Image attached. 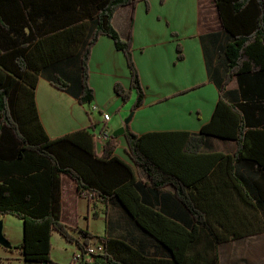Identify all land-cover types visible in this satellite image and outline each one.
<instances>
[{
	"label": "trees",
	"instance_id": "trees-1",
	"mask_svg": "<svg viewBox=\"0 0 264 264\" xmlns=\"http://www.w3.org/2000/svg\"><path fill=\"white\" fill-rule=\"evenodd\" d=\"M136 1L0 0V217L11 214L21 220L22 241L16 248L27 263L62 264L50 254L54 230L78 247L80 264L150 262L130 244L105 235L97 237L102 251L89 253L92 233L78 229L79 236H75L60 219L61 175L66 174L75 182L77 193L92 206L95 202L120 204L139 229L168 251L175 264H208L206 254L213 252L215 243L241 236L252 226L231 222L240 210L215 199L227 198L228 192L192 190L178 170L171 168L179 165L180 147L192 157L189 154L209 146L211 136L233 139L235 151L232 155L207 153L200 168L223 165L240 200L264 214V128L248 127L259 121L252 115L253 107L264 111V0H214L222 30L228 36L223 47L225 73L212 117L198 133L137 134L129 129L123 133L127 155L147 174L152 193L172 185L176 198L192 215L189 227L148 204L132 165L115 154L117 136H108L98 154L93 124L90 129L56 138L46 135L34 99L38 74L41 70L50 72L54 86L79 103H90L94 95L88 84L87 61L101 34L109 36L124 53L130 72L129 88L116 82L114 91L124 102L135 93L131 109L142 105L144 89L130 37L123 39L112 24L120 6ZM233 76L239 81L244 102L232 103L222 95ZM246 172L257 176H247ZM216 215L224 221L211 223L210 217ZM262 226L256 225L258 229ZM228 227L231 233H224L222 229Z\"/></svg>",
	"mask_w": 264,
	"mask_h": 264
},
{
	"label": "crops",
	"instance_id": "crops-1",
	"mask_svg": "<svg viewBox=\"0 0 264 264\" xmlns=\"http://www.w3.org/2000/svg\"><path fill=\"white\" fill-rule=\"evenodd\" d=\"M112 24L123 39L130 37L132 57L144 89L142 105L131 109L135 93L124 102L114 91L116 82L129 88L130 72L124 53L115 47L109 36L101 34L92 44L87 61L88 84L94 95L90 103H79L73 95L54 86L49 80L50 72L41 70L38 74L34 99L46 135L56 138L77 129H90L93 124L95 148L100 154L104 140L122 126L137 134L198 133L212 117L225 73L223 47L228 36L222 30L214 0H137L134 4L120 6L113 15ZM77 69L75 62L74 72ZM222 95L232 103L246 100L236 76L228 82ZM256 108L253 107L252 115L259 121L248 127L264 128V111ZM103 112L110 115L108 121L103 120ZM117 141L115 154L132 165L136 181L148 195V204L175 223L189 227L193 223L192 215L176 198L174 187L168 184L159 189L158 194H153L147 174L134 166L127 155L124 135L117 136ZM235 148L233 139L211 136L209 146L189 154L192 157L180 147L179 165L171 168L178 170L192 190L228 192L227 198L216 196L215 199L240 210V214L230 218L233 219L231 222L264 225V214L240 200L228 182L223 165L215 164L209 170L200 168L205 154L232 155ZM246 175L257 176L253 172L250 175L246 172ZM60 185V219L73 235L79 236L78 229H87L93 235L91 242L105 235L138 249L148 257L149 264H175L168 251L139 229L120 204L95 202L92 206L86 197L77 193L75 182L66 174L61 175ZM10 216L14 215L0 217L2 232L10 242L9 247L0 244V264H38L23 260L16 248L22 241V233L18 236L6 225V218ZM223 221L217 215L210 217L211 223ZM242 233L215 243L213 252L209 250L206 254L207 263L264 264V226L259 229L248 226ZM68 244L69 251L65 248ZM51 246V258L62 264H68L79 252L74 243L66 241L55 230L51 235Z\"/></svg>",
	"mask_w": 264,
	"mask_h": 264
},
{
	"label": "rangeland",
	"instance_id": "rangeland-1",
	"mask_svg": "<svg viewBox=\"0 0 264 264\" xmlns=\"http://www.w3.org/2000/svg\"><path fill=\"white\" fill-rule=\"evenodd\" d=\"M24 111H25V114H27V110L25 109L24 107ZM6 225L10 227V229L12 230V232L15 234H17L18 236L22 233V222L19 218H17L16 216H10L8 218H6ZM256 225H252L251 227H255ZM222 231L224 233L226 232H229L231 233V228H225V229H222ZM100 244L99 240L95 239V240H92V242H90V246L92 248H95L96 245ZM69 247H70V244H68L67 246H65V248L69 251Z\"/></svg>",
	"mask_w": 264,
	"mask_h": 264
},
{
	"label": "built area",
	"instance_id": "built-area-1",
	"mask_svg": "<svg viewBox=\"0 0 264 264\" xmlns=\"http://www.w3.org/2000/svg\"><path fill=\"white\" fill-rule=\"evenodd\" d=\"M102 117L104 121H108L110 119V115L107 112H103L102 113ZM103 249L102 244H98L96 245L95 248H92L90 245L88 247V251L89 253H98L101 252ZM82 261V255L80 252H78L77 254L73 255L72 259H71V263L72 264H80Z\"/></svg>",
	"mask_w": 264,
	"mask_h": 264
},
{
	"label": "water",
	"instance_id": "water-1",
	"mask_svg": "<svg viewBox=\"0 0 264 264\" xmlns=\"http://www.w3.org/2000/svg\"><path fill=\"white\" fill-rule=\"evenodd\" d=\"M125 127H119L116 130H114L112 132V136H119L122 135L124 133ZM0 244L5 246V247H9L10 246V242L9 240L4 236L3 232H2V222L0 220Z\"/></svg>",
	"mask_w": 264,
	"mask_h": 264
}]
</instances>
